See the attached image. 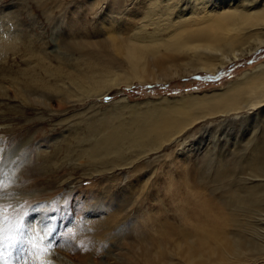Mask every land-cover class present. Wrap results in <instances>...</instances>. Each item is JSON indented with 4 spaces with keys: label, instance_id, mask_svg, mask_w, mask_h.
Listing matches in <instances>:
<instances>
[{
    "label": "rangeland",
    "instance_id": "1",
    "mask_svg": "<svg viewBox=\"0 0 264 264\" xmlns=\"http://www.w3.org/2000/svg\"><path fill=\"white\" fill-rule=\"evenodd\" d=\"M28 1L31 2V0H0V38L5 40V44L0 43V141L5 140V142H0V205L7 207L2 217H7L4 220L16 219L15 222H17L19 209L22 211L20 214L23 215L33 211H48L49 214L51 213L49 218L55 220L56 225L61 224V230L59 229L61 236L57 238L54 246L64 254L68 261L74 263L81 261L82 264H112V262L116 264H181V258L177 255L174 245L177 238L182 237L179 230L182 229L185 219L189 217L190 211L199 213L200 206H202L209 208L208 210L213 209L216 216L229 218V211L240 210L234 203L235 194L248 197L251 192L255 199L263 194L260 189L263 185L257 182L259 179L256 178L253 181L247 179L249 173L246 162L253 155L255 148L260 150V156H264V110L257 113L254 109L255 111L243 113L244 118L241 119H235V115H231L230 117L201 118L198 122L195 121L196 123L187 127L183 135H189L185 143V148L189 152L184 160L178 155L176 158L165 156L175 149V146L168 145L159 152H150L147 157L135 161L132 166L116 168L110 172H100L101 167L97 159H88L78 154L86 148L87 143L78 141L76 138L79 133L80 136L88 138V129L97 124L93 116L101 117L106 110L115 106V102H119L120 106L124 105L121 107V113L124 118H128L129 105L140 101H148L160 107V100L165 96L173 98L189 93L220 89L238 78L244 70H251L258 63L264 64V46L244 58L228 63L216 73L197 71L180 77H171L174 73L170 74L168 69L181 68L179 64L181 59L178 58L174 62L166 59L160 66L156 64L153 67L151 64L148 72L144 74V81L136 79L130 85L121 84L118 87H111L103 96L73 104L68 101L66 104L58 105L57 101L64 99L60 97L59 91H69L73 84L72 80L76 77L68 78L56 90L54 87L59 85L57 70L47 71L48 63L35 65L33 59L29 57L27 52H36L41 49L39 37L31 34L34 31H29L26 27L21 33L15 32L19 28L16 25L30 23L28 21L30 9ZM61 1L65 6L68 4V0ZM124 1L98 0L99 6L97 4V7L102 5L101 7L111 8L112 16L114 20L116 19L112 27L108 25L111 32H108L107 27L100 28V23L96 18L92 19V14L97 13L96 7L86 12V15L80 11L81 15L75 13L78 19L81 18L79 21L73 14L72 27L77 26L74 30L71 28L73 33H68V37H76L77 40L80 39V44L84 45L85 52L82 53L90 57L87 58L85 64L91 60L94 63L102 62L98 67L100 68L110 66V62L114 61L115 68L124 71L127 66L124 55L125 45L132 40L134 42L140 40L143 44L152 45L160 40L167 41L178 31L175 28L178 22L185 21L187 27L195 23L190 21L195 17L191 13V7L200 6L197 0H176V13L171 14L172 21L169 22L161 20L160 13L164 11L163 7H159L158 13L154 16L145 17L151 0ZM168 1L173 3V0ZM260 1L264 3V0ZM77 3L81 1L75 0L73 6ZM238 3L241 4L239 1L236 2ZM34 10L40 14L38 8ZM13 19L16 25L12 23ZM171 23L172 25H169ZM64 24V22L56 21L54 27L45 26V28L53 29L59 26L64 29L67 27ZM79 26L84 29L82 30ZM8 28L10 31H7ZM8 32L15 33L18 41L11 49L12 54L8 46L13 45L15 37ZM74 33L75 36H73ZM114 34L118 37L113 36ZM45 37H47V31ZM111 38L116 43V49L108 40ZM155 47L156 56L160 55V58H165L163 56L167 50L161 45ZM91 53L93 59H91ZM50 65H57L56 60L54 59V63L51 62ZM24 69L29 70L26 76L20 73ZM162 69L165 73L161 72ZM64 75L58 73L59 77ZM19 86L25 91L26 103L21 101ZM34 87L38 89L33 91ZM37 91L48 92L47 101H50L51 109H57V111L48 113L44 108V103L34 101L33 97L36 96ZM152 104H148V107ZM75 128H78L77 131L74 130ZM25 137L30 139L12 157L10 165L11 159H9L7 150L19 147L21 140ZM120 183L122 184L121 189L118 187ZM255 186H259L256 192L252 190L256 189ZM134 188H136L135 191ZM233 189H235V194L231 192ZM261 198L257 201L259 202ZM251 220L257 222L256 226L264 231L262 227L264 221L258 222L254 216ZM82 223L88 235L87 246L89 247L87 249H79L71 237L74 230L81 228ZM159 223H162L167 230H174L175 233L168 231L163 235L162 240L158 241V234L151 233V230L156 231ZM69 225L73 228L68 227ZM223 226L226 229H232L233 234L237 230L242 239L253 240L252 243H257V247L264 246L263 233L260 235L251 232L252 230L249 231V228H235L230 224ZM129 228L132 235L129 244H134L133 247L128 244L130 251L125 247L126 239H122L123 235L128 236L126 232ZM12 230L13 228L10 232ZM112 234L113 237L109 238ZM116 235L119 236L115 237ZM134 235L138 240L134 238ZM72 241L75 248L71 245ZM165 243L167 244L164 246ZM162 246H164L163 251L159 250ZM63 248H66V251L63 252ZM85 250L86 253H84ZM160 252H162L161 259L164 260L154 257ZM146 253H149L151 257L147 258ZM118 255L120 257L117 262L115 261L117 258L114 257ZM253 257L249 254L247 261H253V263L246 264H264V261Z\"/></svg>",
    "mask_w": 264,
    "mask_h": 264
},
{
    "label": "bare ground",
    "instance_id": "2",
    "mask_svg": "<svg viewBox=\"0 0 264 264\" xmlns=\"http://www.w3.org/2000/svg\"><path fill=\"white\" fill-rule=\"evenodd\" d=\"M80 1L81 3H77L73 6L75 0H68V4L65 6L61 0H31V2L28 1L30 7L28 12V18L30 20L28 19V21H30V23H21L18 24L19 26H17L15 20H12V23H14L16 27H19L15 30V32L21 33L23 31L22 29L26 27L29 29V31H34L31 34H35L39 37L38 39L41 49L36 52L27 53L29 54V57L33 59V63L35 65L48 63L47 71L57 70L59 85H56L54 89L58 90L62 86L63 82H65L68 78L76 77L75 80H72L73 84L69 91H59L60 97L64 99L58 100V105L66 104L68 101L73 104L75 102H82L88 99L90 100L91 98L103 96V94L111 87H118L121 84L130 85V83L136 79L144 81V74L148 72L149 66L151 64L153 67H155L156 64L160 66L166 61V59L167 61L172 60L171 62L176 61L178 58L179 60L181 59V62L179 63L181 68L176 70L171 68L168 69L170 70V74L174 73L171 77H180L182 75L197 71L216 73L218 69L220 70L228 63L244 58L248 54L254 53L256 49L264 46L263 2L260 0H197L199 1L200 6L196 7V5H193L191 7V13L194 14L195 17H193L190 21L195 22L194 24H190L189 27H187L185 26V21L178 22L177 25H175V28L178 31L170 36L165 42L160 40L153 45L143 44L140 40H138V42H134L132 40L127 45H125V42L124 55L127 66L124 71L121 69L119 70V68H115L116 63L114 61L110 62V66L98 68L102 62H97L98 64L96 62L94 63L91 60L93 59L92 53V58L90 59L91 61H88L86 62L87 64H85L87 58L90 57L85 56V54L82 53L85 52V47L83 44H80V39L78 38L79 40H77L76 37H68V33L72 32L71 30H74V28L77 26L76 24L78 23L75 22L76 26L74 28L72 27V24L74 23L72 22L73 14H80V12H82L84 15L86 12L88 13L96 7L97 13L92 14V19H97V21L100 23V28H108V25L112 27L116 19L114 20V16H112L113 12L111 8L108 7V9L106 7H101L102 5L97 7L98 0ZM175 1L176 0H173V3L171 4L168 0H151L147 12L145 13V17L148 15L154 16L159 11L157 9L159 7H163L164 11L160 13L161 20H168L171 22V14L176 13L175 8H177V1ZM238 1L241 4H236ZM114 5L116 4L114 3ZM211 5L212 7H210ZM35 8H38L40 14L34 10ZM143 8H141L142 11ZM70 9L72 11L71 13ZM80 19H78V21ZM56 21L64 22V25H66L69 29L67 27L61 29L59 26L51 29L56 25H54V22ZM169 25H172V23ZM45 26H50L51 28L49 27L50 29H46ZM8 27L10 28V25ZM9 28L7 31H10ZM109 28L107 30H109ZM83 29L84 28L82 27V30ZM104 29L106 31V28ZM46 31L47 37H45ZM108 32L111 31L109 30ZM8 33L13 37L16 36L15 33L12 34L13 32ZM120 33L121 32L119 30V34ZM115 34L113 36H115ZM73 36H75V33ZM76 36L78 35L76 34ZM108 40L111 41L112 47L116 49L117 47L114 39L112 40L111 38V40ZM16 42L18 41L15 37L13 45L11 44L8 46L10 51ZM0 43L5 44V40L0 38ZM156 45H161L167 50V53L163 56L165 58H160V55L156 56ZM54 59L56 60L57 65H50L51 62L54 63ZM162 71L163 69L161 72ZM28 72L29 70L24 69L20 73L22 76H26ZM59 72L65 75L59 77ZM163 73H165V71H163ZM37 89V87H34L32 90L35 91ZM18 92L21 97V101L26 103L27 96L21 86H19ZM48 95V92L37 91L36 96L33 97V100L39 103H44V108L48 111V113H54V111H57V109H51L50 101H47ZM45 100L46 102H44ZM160 103V107L158 104L155 106L148 101H140L136 104L129 105L130 108H127L130 109L128 110L130 115L128 118H124L121 113V107L124 105L120 106L119 102H115V106H111L112 109L108 111L106 110V112L102 114L101 117L93 116L97 124L88 129V138L80 136L79 133L76 139L78 141L86 142L87 145L86 148L82 149L78 154L88 159H97L101 167L100 172H110L116 168L132 166L135 161L147 157L150 152H159L168 145L175 146V149L170 153H167L165 156H175L176 158V155H178L184 160V158L186 159V154L189 152H187V148H185V143L187 142L189 135H183L187 130V127L191 126L195 121L198 122V120L201 118L210 119L215 116L230 117L231 115L245 114L255 110L258 113V111L261 112L264 110V64L258 63L251 70H244L238 78L228 82L220 89L203 93H189L173 98L165 96L161 98ZM148 104L152 105L148 107ZM77 129L78 128H75L74 130L77 131ZM28 139L30 138L25 137L24 140H21L19 147H12L10 150H7V153L9 151V159H11L9 162L10 165L12 163V157L26 145ZM0 142H5V140ZM259 153L260 150L255 148L253 155L250 156L246 162L248 164L246 167L249 173L247 179L249 178L253 181L257 178L259 179L257 182L263 185H260V189L263 191L261 192L263 194L259 197L261 198L264 196V156H260ZM173 163L175 164V161ZM6 168H8V166H6ZM121 183L118 186L120 189L122 186ZM133 185L135 184L133 183ZM257 187L259 186H255L254 188L256 189L252 190H255L256 192L258 189ZM136 188H134V191ZM229 190H231V188ZM231 192L232 194H235V189H233ZM234 196V203L236 207L240 208V210L229 211V218L225 216H216L213 212V209L208 210L209 208L207 209L202 206H200L199 213L194 212L193 210L189 212V217L185 219L184 223L182 224V229L179 230V232L182 234V237L177 238L174 245V249L178 253L176 254L179 255V258H181V264L253 263V261H247L249 254L256 257L255 259H260L262 262L264 261V246H258V248L257 243H252L253 240L249 241V239H242L238 235L237 230L236 233L233 234L232 229H226L225 226H223L225 224H230L235 228H249V231L252 230L251 232L253 233L264 234V231L262 230V232L256 226L258 225L257 222L251 220V218L254 216L258 222L264 221V197L258 202L257 200L259 198L255 199L251 192L248 197L238 196L236 194ZM20 211V209L17 211V213H19V217L16 216L18 217L17 222H15L16 219L4 220V218L0 216V227L5 229L2 234L4 237L16 236L21 231H23L25 234H28L29 229L32 230V235L38 234V237H43V239H36V243L39 245L38 248L29 249V254L26 257L28 264H40L41 260H43L45 264H82L81 261L78 263L68 261L64 254L59 252L54 246L57 238L61 236V224L58 223V225H56L55 220L49 218L51 213L49 214L48 211H33L23 215L20 214ZM152 220L153 219H151V222H153ZM20 221L23 222L21 223ZM18 224L23 225V228L18 229ZM260 224L262 225V223ZM70 226L71 225L68 227ZM262 227L264 229V222ZM11 228H13V230L10 232ZM71 228L73 227L71 226ZM150 228H148V230ZM45 229H49L50 231H45ZM85 229L86 227L84 223H82L81 228L74 230L73 234L71 235L75 246H79V249H87L89 247V245L87 246L88 235L84 231ZM168 231L175 233L174 230H167L162 223H159L157 224L156 231L151 230V233L156 232L158 234L157 237H159L158 241H161L163 235L168 233ZM89 232L90 231H88V233ZM126 233L128 236L123 235L122 239H126L127 243H124L125 247L128 249V244L130 242L129 239H131L132 236L130 228ZM119 235H116L115 237H118ZM111 237H113V234L109 238ZM134 238L137 237L134 235ZM146 238L148 239V237ZM147 239L145 240L146 242ZM136 240H138V238ZM150 241L148 242L149 244L151 243ZM166 244L167 243H165L164 246ZM71 245L73 248H75L73 241ZM133 245L134 244H129L130 247H133ZM136 246L134 248H136ZM164 246L160 247L159 250L163 251ZM10 248L11 251L9 252ZM18 248L19 245L12 246L7 239L0 241V264H21L22 258L18 252ZM41 249H47V251H41ZM62 250L64 252L66 251V248H63ZM84 253H86V250ZM161 253L162 252L154 257L156 259L164 260L161 259ZM146 254L147 258L151 257L149 253ZM119 257V255L114 257L117 258L115 261L118 262ZM100 260H102V258ZM112 264H116V262H112Z\"/></svg>",
    "mask_w": 264,
    "mask_h": 264
},
{
    "label": "snow or ice",
    "instance_id": "3",
    "mask_svg": "<svg viewBox=\"0 0 264 264\" xmlns=\"http://www.w3.org/2000/svg\"><path fill=\"white\" fill-rule=\"evenodd\" d=\"M235 119H241L244 118L242 114H236L234 116ZM7 211V207L4 205H0V216L3 215L4 212ZM4 219H7V217H3ZM17 228H23V225L18 224ZM5 231L3 227H0V241H3L4 239H7L8 242L12 246L19 245L18 252L21 255V264H28V261L26 259L27 255L29 254L30 248H38L39 245L36 243V239H43V237H38L37 235H32V230L29 229L28 234H25L23 231L19 232L16 236L11 237H4L2 234ZM45 231H50L49 229H45ZM69 232H71V229H69ZM41 251H47V249H41ZM40 264H45L43 260L40 261Z\"/></svg>",
    "mask_w": 264,
    "mask_h": 264
}]
</instances>
